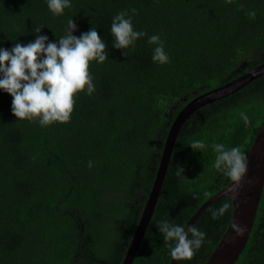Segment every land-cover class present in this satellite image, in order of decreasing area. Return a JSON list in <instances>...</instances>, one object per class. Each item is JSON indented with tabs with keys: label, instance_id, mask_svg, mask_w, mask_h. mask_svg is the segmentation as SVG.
<instances>
[{
	"label": "trees",
	"instance_id": "16d2710c",
	"mask_svg": "<svg viewBox=\"0 0 264 264\" xmlns=\"http://www.w3.org/2000/svg\"><path fill=\"white\" fill-rule=\"evenodd\" d=\"M263 63L264 0H0V264H122L177 115ZM263 120L264 76L186 122L133 264H170ZM232 215L209 207L178 264ZM236 264H264V190Z\"/></svg>",
	"mask_w": 264,
	"mask_h": 264
},
{
	"label": "water",
	"instance_id": "95a60500",
	"mask_svg": "<svg viewBox=\"0 0 264 264\" xmlns=\"http://www.w3.org/2000/svg\"><path fill=\"white\" fill-rule=\"evenodd\" d=\"M263 76L264 63L231 82L195 97L180 111L170 127L154 185L122 264H133L138 254L159 201L176 142L183 126L200 109L229 97ZM263 190L264 120L239 174L227 187L206 201L190 219L178 241L170 264H178L186 239L201 215L214 203L225 197L230 198L232 201V219L225 235L206 264H236L244 252L253 231Z\"/></svg>",
	"mask_w": 264,
	"mask_h": 264
}]
</instances>
